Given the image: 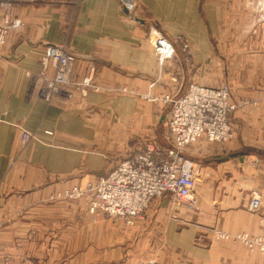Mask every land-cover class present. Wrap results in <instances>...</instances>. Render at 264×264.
<instances>
[{"label": "crops", "instance_id": "0c3cea01", "mask_svg": "<svg viewBox=\"0 0 264 264\" xmlns=\"http://www.w3.org/2000/svg\"><path fill=\"white\" fill-rule=\"evenodd\" d=\"M10 13L23 25L0 50V264H264V254L214 234L264 233V202L258 213L248 207L249 189L264 194V162L247 164L264 152V77L257 65L224 66L228 55L264 56V0H138L135 11L120 0H13ZM4 14L0 5V23ZM154 28L190 41L191 56L178 44L161 66L148 39ZM52 45L87 56L74 63L73 78L94 68L99 91L45 100L33 74ZM227 79L234 98L257 103L232 116L229 143L207 148L202 137L191 149L216 157L205 177L199 172L194 210L150 206L126 225L90 212L86 197L53 198L105 175L133 136L163 132L172 104L149 96ZM23 130L36 137L18 157Z\"/></svg>", "mask_w": 264, "mask_h": 264}, {"label": "built area", "instance_id": "2783aa9c", "mask_svg": "<svg viewBox=\"0 0 264 264\" xmlns=\"http://www.w3.org/2000/svg\"><path fill=\"white\" fill-rule=\"evenodd\" d=\"M131 11L138 7V0H120ZM13 0H0L5 9L0 23V50L14 27L23 25L21 19H14L10 13ZM159 63L177 54V45L190 55L187 39L177 36L172 39L154 28L148 35ZM77 57L63 45H52L42 58L43 68L35 77L42 82L40 94L50 101L55 96L79 90L86 95L89 89L99 91L95 84L94 68L82 80L73 78V66ZM49 69L52 73H49ZM148 97V95H147ZM171 103L167 121L172 145L161 147L149 140L143 147L125 157L105 176L86 185H73L57 192L55 199H78L87 197L89 210L102 213L106 217L121 220L126 225H134L153 200L170 197L175 205L195 206L196 184L199 171L196 165L184 155L185 148L200 138L211 142H227L233 137L232 114L246 104V100H234L231 87L226 84L205 86L191 83L184 94L173 97L165 95L151 97ZM244 101V102H243ZM33 134L24 131L22 141L26 143ZM262 206V196L254 193L249 201V209L258 212ZM219 239H229L242 243L249 254H264V234L251 235L249 232L236 234L220 230L214 231ZM150 264H160L157 261Z\"/></svg>", "mask_w": 264, "mask_h": 264}, {"label": "rangeland", "instance_id": "374dc122", "mask_svg": "<svg viewBox=\"0 0 264 264\" xmlns=\"http://www.w3.org/2000/svg\"><path fill=\"white\" fill-rule=\"evenodd\" d=\"M188 41V40H187ZM216 41V40H215ZM216 43H217V41H216ZM188 45H189V48H190V50L192 49V45H191V43H190V41H188ZM190 56H191V52H190ZM190 56H189V58H190ZM252 58V59H251ZM224 60H225V64H224V66L226 67V65H227V69H229V67L232 65V63H236V65H240V64H242V62H244L245 63V65L246 66H249V65H257V67H256V69H257V72H258V78H261V77H264L263 75H262V67H261V62L264 60V56H261V55H257V56H254V55H243V56H236V55H228V56H225V58H224ZM253 70L254 69H250V71H252L253 72ZM227 72V71H226ZM251 74V73H250ZM252 76V75H251ZM256 78V77H255ZM195 83V82H194ZM220 84H226V85H229L230 87H231V84H230V82H229V80L227 79V80H222L220 83H218V84H216V86L217 85H220ZM41 85H42V82H41ZM231 90H232V87H231ZM233 93V92H232ZM58 96V95H57ZM57 96H55V97H57ZM54 97V98H55ZM234 98V97H233ZM53 99V98H52ZM51 99V100H52ZM46 100V99H45ZM50 100V101H51ZM234 100H239V101H242V100H246V104H243V105H241V107H240V109H238L237 111H235L233 114H232V116H234V114L236 113V112H238V111H241V110H246V108H248L249 106H251V105H255L257 102H256V100H253L252 98H251V96L250 95H242V96H240V97H238V98H234ZM48 101V100H47ZM49 101V102H50ZM244 102V101H243ZM232 116H231V123H232V126H233V128H234V130H233V132H234V134L236 133V128L234 127V124H233V121H232ZM168 118L169 117H167V119H166V124H165V127H163V132L161 133V134H159L158 136H154L153 138H155V139H157L158 141H160L161 142V144L160 143H158L155 139H146L147 138V136H146V138L145 139H143L142 137H145V136H140V135H136V136H133V138H131V140H133L134 139V137H136L137 138V140L135 139V145L132 147V148H130V150L126 153V154H124V155H122V156H120V157H118V162L115 164V166L119 163V161H121V160H123L125 157H127V156H129L132 152H134L135 150H137V149H139L140 147H143L144 146V144L146 143V142H148L149 140H151V141H154V142H156L159 146H163V147H167V146H171L172 145V143H171V140H170V138H169V132H168V125H167V121H168ZM24 131H28V132H30L29 130H23L22 131V134H21V145H20V148H19V152H18V157H20L21 155H22V153L24 152V149L26 148V146L28 145V143L32 140V139H34L35 137H36V135L35 134H33V132H31L32 134H33V137L31 138V139H29L26 143H23V141H22V137H23V133H24ZM50 133V132H49ZM234 134H233V137H232V139L234 138ZM143 139V140H142ZM232 139H230L229 141H227V142H212V143H207V144H204V146L205 147H209V146H211V145H224V144H227V143H229ZM142 141V142H141ZM138 142H140V144L138 143ZM210 142V141H209ZM138 143V144H137ZM215 143V144H214ZM163 144H165V145H163ZM198 141L197 142H195V143H193V144H191V145H189V146H187L186 148H185V151H184V155H189L190 156V158L192 159V160H194V161H199V160H196L195 158H197V157H199V158H201V160L203 161V162H201V163H203V165L202 166H196V168L198 169V171L201 173V170L204 168V165L205 164H213V161H214V159L216 158V157H214L213 155L214 154H212V153H203V154H200V153H196L197 152V150H196V152L195 151H192L191 149H194V148H198ZM162 147V148H163ZM188 149V153H189V150L191 151L189 154L186 152V150ZM206 152V151H205ZM235 154V153H234ZM258 154H259V157L258 158H248V160H247V164L249 165V166H251V167H253V168H255V169H260L261 168V163H263L264 161V152H258ZM194 156V157H193ZM187 157V156H186ZM200 162V161H199ZM114 166V167H115ZM113 167V168H114ZM202 167V168H201ZM112 168V169H113ZM112 169H110L105 175H107ZM105 175H103V176H105ZM205 173H204V171L202 170V175L201 176H204L205 177ZM102 177V176H101ZM100 178V177H99ZM199 178V177H198ZM198 181V180H197ZM89 182H92V181H87V182H77V183H75V184H73V185H86L87 183H89ZM72 185V186H73ZM71 187V186H70ZM67 188H69V187H67ZM66 189V188H65ZM249 191V194H250V197H249V199H248V201H250V199H251V197L254 195V193H257V194H259V195H261L262 196V206H263V202H264V194H263V192L262 191H260V190H256L255 188H252V189H249L248 190ZM197 194V193H196ZM195 194V195H196ZM81 198H83V197H81ZM87 198V197H86ZM79 199V198H78ZM66 200H76V199H66ZM89 201V200H88ZM195 201H196V203H195V206L193 207V208H191V209H195V207H197L198 205V197L197 196H195ZM150 206H165V207H171V208H177V209H183V208H186V209H188L189 208V206H186V205H175L174 203H173V200L170 198V197H167V198H158V199H155V200H153L152 201V203L150 204ZM149 206V207H150ZM148 207V208H149ZM248 207H249V202H248ZM147 208V209H148ZM260 210H261V208H260ZM259 210V211H260ZM258 211V212H259ZM258 212H255V213H258ZM144 214H145V212H144ZM143 214V215H144ZM143 215L141 216V217H143ZM141 217H139V218H141ZM137 220V219H136ZM215 234V233H214ZM264 234V233H263ZM215 238L217 239V240H220L216 235H215Z\"/></svg>", "mask_w": 264, "mask_h": 264}, {"label": "water", "instance_id": "95a60500", "mask_svg": "<svg viewBox=\"0 0 264 264\" xmlns=\"http://www.w3.org/2000/svg\"><path fill=\"white\" fill-rule=\"evenodd\" d=\"M69 53H71L72 55H74L75 57H77L78 59L80 58H85L87 59L88 57L87 56H84V55H81V54H78L76 52H73V51H70V50H67Z\"/></svg>", "mask_w": 264, "mask_h": 264}]
</instances>
